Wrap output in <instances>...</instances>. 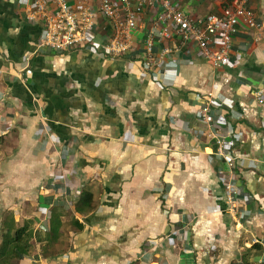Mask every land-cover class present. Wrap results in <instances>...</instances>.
Instances as JSON below:
<instances>
[{
    "label": "crops",
    "instance_id": "0c3cea01",
    "mask_svg": "<svg viewBox=\"0 0 264 264\" xmlns=\"http://www.w3.org/2000/svg\"><path fill=\"white\" fill-rule=\"evenodd\" d=\"M29 1L0 0V248L13 212L34 231L15 264H264V108L253 97L264 36L243 27L247 44L223 66L194 47L144 72L106 51L112 24L101 19L95 43L37 52L44 25L28 21ZM175 2L196 16L226 5ZM252 3L264 23V0ZM210 92L235 136L237 214L219 172L229 163L198 116Z\"/></svg>",
    "mask_w": 264,
    "mask_h": 264
},
{
    "label": "built area",
    "instance_id": "2783aa9c",
    "mask_svg": "<svg viewBox=\"0 0 264 264\" xmlns=\"http://www.w3.org/2000/svg\"><path fill=\"white\" fill-rule=\"evenodd\" d=\"M252 1L232 0L221 7L220 14L196 16L185 13L175 0H30L26 17L30 22L41 21L44 25L37 52L53 51L61 57L77 43H95V29L100 19L103 24L110 22L112 34L104 44L106 51L114 57L142 61L144 72H152L164 58L175 53L189 54L194 47L207 63L216 67L228 63L237 44L240 43V47L247 44V41H237L236 35H240L242 29L257 37L264 36V23L257 17ZM143 14L150 18L149 24L141 19ZM141 47L144 53L140 52ZM139 56L143 58H136ZM253 97L264 108V87L258 86ZM214 99L212 92L207 94L198 116L206 123L208 135L215 143L214 153L229 163L230 168H221L219 172L224 175L229 191L228 202L237 214L243 180L235 172L237 156L231 150L235 136L230 130L224 133L220 126L217 107L211 105Z\"/></svg>",
    "mask_w": 264,
    "mask_h": 264
},
{
    "label": "trees",
    "instance_id": "16d2710c",
    "mask_svg": "<svg viewBox=\"0 0 264 264\" xmlns=\"http://www.w3.org/2000/svg\"><path fill=\"white\" fill-rule=\"evenodd\" d=\"M232 0H225L226 6L230 4ZM14 89L12 90L13 94ZM29 103V102H28ZM2 139L0 138V144ZM28 221L25 226H21L13 212L7 214L5 220L2 222L1 232V248H0V264H15V259L19 260L25 256H30L33 250V236L34 231L32 224ZM257 244L254 247H260ZM253 248H250V251ZM255 249V248H254ZM262 252L260 247L258 253ZM242 264H257L256 259L250 258L246 255Z\"/></svg>",
    "mask_w": 264,
    "mask_h": 264
},
{
    "label": "rangeland",
    "instance_id": "374dc122",
    "mask_svg": "<svg viewBox=\"0 0 264 264\" xmlns=\"http://www.w3.org/2000/svg\"><path fill=\"white\" fill-rule=\"evenodd\" d=\"M24 259H29V257L25 256V258H20L18 261H23L25 263ZM16 261L17 259H15L13 262L16 263Z\"/></svg>",
    "mask_w": 264,
    "mask_h": 264
},
{
    "label": "clouds",
    "instance_id": "9594fccd",
    "mask_svg": "<svg viewBox=\"0 0 264 264\" xmlns=\"http://www.w3.org/2000/svg\"><path fill=\"white\" fill-rule=\"evenodd\" d=\"M35 254H33V257L35 258V256H34ZM23 258H25V257H23Z\"/></svg>",
    "mask_w": 264,
    "mask_h": 264
}]
</instances>
